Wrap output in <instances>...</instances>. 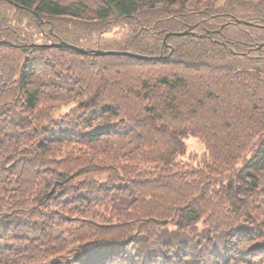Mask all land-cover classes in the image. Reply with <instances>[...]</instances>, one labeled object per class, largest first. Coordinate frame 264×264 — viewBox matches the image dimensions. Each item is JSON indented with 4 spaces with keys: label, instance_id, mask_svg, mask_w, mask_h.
Here are the masks:
<instances>
[{
    "label": "trees",
    "instance_id": "1",
    "mask_svg": "<svg viewBox=\"0 0 264 264\" xmlns=\"http://www.w3.org/2000/svg\"><path fill=\"white\" fill-rule=\"evenodd\" d=\"M117 22L120 51L173 49L119 61L215 72L264 113V0H0V264H264V128L238 156L242 143L221 138L184 159L191 132L233 125L197 126L200 113L233 111L194 107L200 91L177 76L135 113L99 89L107 68L88 71L117 56L43 45L112 50L102 40Z\"/></svg>",
    "mask_w": 264,
    "mask_h": 264
},
{
    "label": "rangeland",
    "instance_id": "2",
    "mask_svg": "<svg viewBox=\"0 0 264 264\" xmlns=\"http://www.w3.org/2000/svg\"><path fill=\"white\" fill-rule=\"evenodd\" d=\"M125 28V24L119 22L110 26V32L105 35V37H107L108 39L103 38V45L101 47L112 50H119V47L115 46L114 43L118 42L117 38H119ZM33 54L35 53H32V55ZM11 57L13 56L8 54L5 56V58L7 59H10ZM14 59L17 61V58ZM70 63L74 64L73 62ZM100 66H104L107 69L103 71L105 77L104 81H97L99 89H101L105 93V89L107 88L106 96L116 99L118 105H123V103L121 102H129L131 110L135 113L140 111V109L142 108V104L145 105L148 103V101H143L142 103L140 102L139 105L138 96L141 97V95H146L152 91L157 90H160L161 94L164 95V90L159 87L161 79L164 77H168L169 79L174 80L177 76L187 79L190 84L189 88L197 87L200 91V96L197 97L196 102H193L194 107H198L197 101L198 98L201 97L206 102L210 100H218L222 105H224L225 108H227V110L233 111V113L229 115L230 117L235 119L233 122H223L214 115H203V113H200V119H194L197 126L205 122L206 128L212 129L214 123H216L217 120L221 124L231 123L233 125L224 127L225 133H223L221 136H215L213 133L207 134L205 136L207 140L204 139V134L202 132H191L190 135L185 138L186 155L184 159H191L194 162H197L201 159V157L209 158L211 153L208 149V142H215L216 140L221 138H223L225 141H228L230 139L237 140V144L242 143V145L235 151V156H238L242 152V146L245 144V142H250L254 139H258V137L260 136L258 135V133H260L264 128V113L253 107V103H256V101H254V96L250 97V94H247L244 91H241L242 93H240L238 89L240 88V86H238L237 88L236 83L231 84L228 78L224 76L219 77L215 72L199 69L184 71L177 64H138L131 60L127 62H121L119 61V56L110 57L109 60L105 61L100 60L95 63L93 68H88V71L92 72L94 71L95 67ZM68 76L72 77V74L69 73ZM158 78H160V80L156 82ZM124 84L128 87V90L126 92L127 95H125L122 91V87ZM171 94L172 92L166 95L169 96ZM211 94L221 98L211 99L209 97ZM71 106L72 104L61 107L59 109V112L63 114L67 113ZM190 110L191 108L189 107L184 108L185 112H188ZM134 115L137 116V114ZM241 117L243 119L242 125L239 124V118ZM260 117L263 121L259 120L254 122V119ZM35 124L38 127L41 126V123L35 122ZM45 126H47V124ZM243 126L252 128L253 133H251L249 136H238L235 129L240 130ZM241 163L242 160H238V164L241 165ZM210 168H207L204 165L200 168V170L203 172H207L211 170ZM239 171L242 172L241 170Z\"/></svg>",
    "mask_w": 264,
    "mask_h": 264
},
{
    "label": "water",
    "instance_id": "3",
    "mask_svg": "<svg viewBox=\"0 0 264 264\" xmlns=\"http://www.w3.org/2000/svg\"><path fill=\"white\" fill-rule=\"evenodd\" d=\"M193 34L195 35V32H193L192 28H190L189 30L183 31V32H178V33H174V35L177 36H185V35H190ZM171 34H168L167 37L165 38V44L167 42V38L170 36ZM0 44H11L10 41H6V40H0ZM44 46L47 47H56V48H68V49H72L74 51H77L81 54H94L97 56H107V55H112V56H131L140 60H156V59H164V58H169L171 57L172 53H173V49H171L170 54L167 57H149L147 55H143V54H138L135 52H131L128 50L125 51H120V50H104L101 48L98 49H93V50H88L85 47H81L72 43H69L65 40H60L59 42H51L48 44H43Z\"/></svg>",
    "mask_w": 264,
    "mask_h": 264
}]
</instances>
